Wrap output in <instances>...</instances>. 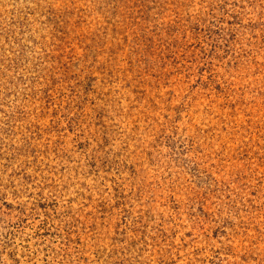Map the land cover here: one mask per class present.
Here are the masks:
<instances>
[{"label":"rangeland","instance_id":"obj_1","mask_svg":"<svg viewBox=\"0 0 264 264\" xmlns=\"http://www.w3.org/2000/svg\"><path fill=\"white\" fill-rule=\"evenodd\" d=\"M0 264H264V0H0Z\"/></svg>","mask_w":264,"mask_h":264}]
</instances>
